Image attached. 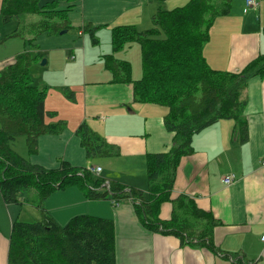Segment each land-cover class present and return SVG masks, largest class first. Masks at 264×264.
Returning <instances> with one entry per match:
<instances>
[{"label":"crops","instance_id":"0c3cea01","mask_svg":"<svg viewBox=\"0 0 264 264\" xmlns=\"http://www.w3.org/2000/svg\"><path fill=\"white\" fill-rule=\"evenodd\" d=\"M189 1L59 0L58 6H65L58 9H69L67 14L73 11L66 27L72 34H51L52 46L46 50L50 51L47 64L52 60L53 68L40 85L48 88L45 108L56 112L48 122L64 120L66 128L39 137L37 153L29 152L33 164L56 169L67 162L88 168L91 158L77 132L86 124L120 150L118 155L98 156L103 160L94 167H101L100 176L108 183L112 180L148 189V154L167 152L173 145L174 133L164 122L168 108L137 100L134 83L114 82L106 59L127 61L134 81L140 79L142 46L134 48L138 66L133 69L128 55L120 52L137 42L116 50L113 30L132 25L145 31L152 27L158 8L171 10ZM256 1L257 6L245 10L246 0H233L231 13L215 20L203 53L211 68L238 72L264 53V0ZM67 87L75 93L71 102L60 89ZM242 99L246 101L247 140L239 139L235 119L219 120L196 133L193 153L180 159L171 193L172 199L181 195L193 198L199 209L213 215L217 220L213 230L216 249L185 246L174 235L152 232L131 201L116 204L109 197L91 199L86 188L78 185L56 189L44 208L59 225L78 215L112 219L117 264H264V75L249 78ZM229 174L235 180L224 184L223 178ZM172 210L173 204L165 202L160 217L169 220ZM37 211L41 219V210ZM1 249L7 257L4 254L0 264H8L9 240L4 234L0 235Z\"/></svg>","mask_w":264,"mask_h":264},{"label":"trees","instance_id":"16d2710c","mask_svg":"<svg viewBox=\"0 0 264 264\" xmlns=\"http://www.w3.org/2000/svg\"><path fill=\"white\" fill-rule=\"evenodd\" d=\"M58 4L59 0H54L40 7V0H2L0 14L4 22L24 14L41 15V21L33 24L37 37L42 32L66 29L69 9L60 10ZM232 5L233 0H190L171 10L158 8L152 27L145 31L132 25L113 30L114 49L128 42L141 44L143 65L142 77L134 81L127 61L107 57L113 81L134 83L137 100L166 106L165 126L174 133L169 151L147 156V190L112 180L108 183L86 167L63 162L59 168L47 169L21 156L14 148L18 136H26L28 151L35 154L39 137L61 133L66 122L47 120L56 112L45 108L48 88L35 83L30 74L36 48L25 49L0 70V192L6 204L20 203V193L28 190L37 191L42 201L36 205L42 213L39 221L11 223L8 264H117L112 219L78 215L59 225L44 208L52 192L69 185L86 188L91 199L131 201L150 231L174 235L182 245L216 247L213 230L217 220L213 215L199 209L193 198L181 195L172 199L171 193L180 159L193 153L196 133L219 120L235 119L239 139L245 142L248 137L242 93L250 77L264 75V53L238 72L211 68L203 54L215 20L229 15ZM60 89L67 98L75 99L68 87ZM77 132L89 158L120 152L117 145L108 144L86 124ZM165 202L173 204L169 220L160 217Z\"/></svg>","mask_w":264,"mask_h":264},{"label":"rangeland","instance_id":"374dc122","mask_svg":"<svg viewBox=\"0 0 264 264\" xmlns=\"http://www.w3.org/2000/svg\"><path fill=\"white\" fill-rule=\"evenodd\" d=\"M1 1L2 0H0V6H1ZM48 1L50 0H47V1L40 0L39 6L42 7ZM66 2L68 3V1H65L64 3ZM64 6L65 5L62 4V5H59L58 8H63ZM72 13L73 11H70L68 12L66 16V19H68L69 22L72 21L71 20L72 18L71 15H73ZM41 18L43 17L39 14L38 15L37 14H24L18 19H14L9 22H4L2 21L3 18L0 14V70L9 62H12L14 57L18 55L19 53H22L23 51H25V49L28 51L33 48H37V49H34L33 51V55L35 56V62L31 67L30 74H32V77L35 80V83L44 84L43 82H41V81H44V74H46L47 79H49L48 70L49 68H53V61L50 60L49 61L50 63L49 64L46 63L45 65H42L41 63L44 59L48 61L47 55L50 54V51H47L46 49L52 46L51 36L53 34L57 35L61 33L62 30L59 33L42 32V34L36 37V30L33 29V24L36 22H40ZM151 24L153 25V23L150 22L149 27L152 26ZM71 31L78 32L75 28H72ZM71 34L72 32L68 31V33H64V34L57 35V36L65 37V35L68 36ZM88 40H90V38H88ZM90 42L92 41L90 40ZM140 46L141 45L139 43H133V46L130 49H125V51L122 50L120 52V53L124 52V54L128 55V58L133 63V69H135L138 66L137 65L138 58L135 55L134 48L140 47ZM140 67L141 65L139 64V68ZM138 78H141V69H140V76H138ZM64 95L66 96V94ZM68 100L70 102L72 101L71 99H68ZM14 148L24 158L31 159L29 155V151H28L29 148H28V142H27L26 136H18L15 140ZM99 160H103V158H99L96 156L92 157L90 159V163H89L90 166H88V168L91 167L92 165L93 166L98 165L97 161ZM20 200H21L20 203L6 204L3 201V197L0 192V229H1V235L4 234V236L8 240H9V236L11 233V223L12 222L17 221V220L23 221V222H33V221H39L38 219H40L39 216H37L38 214L37 210L39 209L36 210V207H34V205H39L42 203V201H40L39 194L37 193V191H34V190L23 191L22 193H20ZM124 201L121 200L120 202L122 203ZM4 254H6V251L1 249L0 250V263L2 261V256ZM6 257H7V254H6Z\"/></svg>","mask_w":264,"mask_h":264},{"label":"built area","instance_id":"2783aa9c","mask_svg":"<svg viewBox=\"0 0 264 264\" xmlns=\"http://www.w3.org/2000/svg\"><path fill=\"white\" fill-rule=\"evenodd\" d=\"M254 6H257V1L256 0H246V9L245 10H247L250 7H254ZM89 170L93 174H95L97 177L100 176L101 167L91 166V167H89ZM234 180H235V175L234 174H229V175H227V176H225L223 178L224 184H231ZM116 204H117V202H116ZM262 239L264 240V236H263ZM243 264H247V263H243Z\"/></svg>","mask_w":264,"mask_h":264},{"label":"water","instance_id":"95a60500","mask_svg":"<svg viewBox=\"0 0 264 264\" xmlns=\"http://www.w3.org/2000/svg\"><path fill=\"white\" fill-rule=\"evenodd\" d=\"M66 31H68V30H66V29L65 30H62L61 31V34H64ZM46 63H47V60L44 59L41 64L42 65H45Z\"/></svg>","mask_w":264,"mask_h":264}]
</instances>
